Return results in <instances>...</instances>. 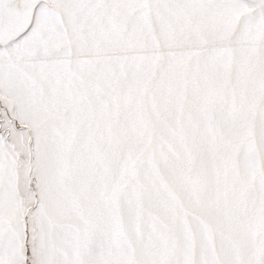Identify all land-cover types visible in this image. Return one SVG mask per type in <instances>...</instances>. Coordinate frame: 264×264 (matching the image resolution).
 Segmentation results:
<instances>
[{
  "label": "snow or ice",
  "instance_id": "1",
  "mask_svg": "<svg viewBox=\"0 0 264 264\" xmlns=\"http://www.w3.org/2000/svg\"><path fill=\"white\" fill-rule=\"evenodd\" d=\"M0 264H264V0H0Z\"/></svg>",
  "mask_w": 264,
  "mask_h": 264
}]
</instances>
